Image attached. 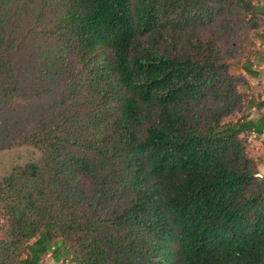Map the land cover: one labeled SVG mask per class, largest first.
Wrapping results in <instances>:
<instances>
[{
	"label": "trees",
	"instance_id": "obj_1",
	"mask_svg": "<svg viewBox=\"0 0 264 264\" xmlns=\"http://www.w3.org/2000/svg\"><path fill=\"white\" fill-rule=\"evenodd\" d=\"M255 37L264 0H0V264H264Z\"/></svg>",
	"mask_w": 264,
	"mask_h": 264
},
{
	"label": "rangeland",
	"instance_id": "obj_2",
	"mask_svg": "<svg viewBox=\"0 0 264 264\" xmlns=\"http://www.w3.org/2000/svg\"><path fill=\"white\" fill-rule=\"evenodd\" d=\"M255 42L258 46L255 58H251L247 64L243 63L242 59L234 60L228 67L231 73L242 74L246 79V85L240 86L238 90L243 95L244 112L248 113L250 118L259 113L264 114V105L259 109L253 108L258 102L264 101V39L255 37ZM244 65L258 71V74L254 77L247 75L243 70ZM244 145L246 154L254 159L258 174L264 178V135L247 134L244 136ZM19 154L20 152L14 150L0 151V166L19 160Z\"/></svg>",
	"mask_w": 264,
	"mask_h": 264
},
{
	"label": "crops",
	"instance_id": "obj_3",
	"mask_svg": "<svg viewBox=\"0 0 264 264\" xmlns=\"http://www.w3.org/2000/svg\"><path fill=\"white\" fill-rule=\"evenodd\" d=\"M38 264H70L67 260L64 261H55L53 260L50 255L48 253H45L42 258L41 261Z\"/></svg>",
	"mask_w": 264,
	"mask_h": 264
}]
</instances>
